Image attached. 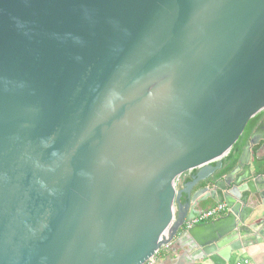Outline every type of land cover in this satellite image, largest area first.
<instances>
[{"label":"water","instance_id":"water-1","mask_svg":"<svg viewBox=\"0 0 264 264\" xmlns=\"http://www.w3.org/2000/svg\"><path fill=\"white\" fill-rule=\"evenodd\" d=\"M262 111L264 0H0V264L263 243L264 117L220 174Z\"/></svg>","mask_w":264,"mask_h":264},{"label":"crops","instance_id":"crops-1","mask_svg":"<svg viewBox=\"0 0 264 264\" xmlns=\"http://www.w3.org/2000/svg\"><path fill=\"white\" fill-rule=\"evenodd\" d=\"M262 135H264V129H263ZM256 157L264 158L263 151L258 150L256 153ZM252 158L253 156H252V149H251L250 167H251V171L254 174H256L255 168L252 164ZM261 175H264V174H261ZM215 204L217 203L213 202L212 200H209L208 202H206L204 207H211ZM225 215L226 213L223 215H219L209 221H203L195 225H203V224L215 221ZM190 241L191 240L188 239V240H185V242H183L182 245H177V243H173L168 246L162 247L160 249V254L153 258L152 263L153 264H212L211 261H209L208 259H200L198 261L190 260L193 257V253L190 254L187 248V244ZM233 261L235 264H264V242L261 244H253V245L247 246L245 248H242L238 251L233 252L227 264H231Z\"/></svg>","mask_w":264,"mask_h":264},{"label":"trees","instance_id":"trees-1","mask_svg":"<svg viewBox=\"0 0 264 264\" xmlns=\"http://www.w3.org/2000/svg\"><path fill=\"white\" fill-rule=\"evenodd\" d=\"M263 117H264V111L258 113L256 116H254L249 120L243 133L241 134L237 142L233 145L230 153L224 158L223 166L220 171L221 175L231 172L238 165L239 159L245 147L248 145L252 134L256 130L257 126L259 125ZM259 148L260 145H256L252 147V156H253L252 164L255 168V173L257 175L264 174V158L256 157V153L259 150ZM159 254H160V250L158 251L156 256H158ZM231 264H235L234 261Z\"/></svg>","mask_w":264,"mask_h":264},{"label":"built area","instance_id":"built-area-1","mask_svg":"<svg viewBox=\"0 0 264 264\" xmlns=\"http://www.w3.org/2000/svg\"><path fill=\"white\" fill-rule=\"evenodd\" d=\"M229 210L228 206L226 205V203H217L209 208L204 209L201 214L194 219L193 221L189 222L188 225L192 226L198 223H201L203 221H209L219 215H223L225 213H227ZM152 260H149L148 262H146L145 264H153Z\"/></svg>","mask_w":264,"mask_h":264},{"label":"flooded vegetation","instance_id":"flooded-vegetation-1","mask_svg":"<svg viewBox=\"0 0 264 264\" xmlns=\"http://www.w3.org/2000/svg\"><path fill=\"white\" fill-rule=\"evenodd\" d=\"M191 176H192V173H190L189 177H191ZM189 177H188V178H189Z\"/></svg>","mask_w":264,"mask_h":264}]
</instances>
